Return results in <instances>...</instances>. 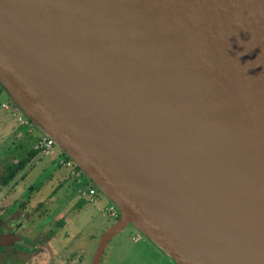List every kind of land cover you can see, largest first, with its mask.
Masks as SVG:
<instances>
[{
	"label": "water",
	"instance_id": "95a60500",
	"mask_svg": "<svg viewBox=\"0 0 264 264\" xmlns=\"http://www.w3.org/2000/svg\"><path fill=\"white\" fill-rule=\"evenodd\" d=\"M0 82L118 208L90 264H264V0H0Z\"/></svg>",
	"mask_w": 264,
	"mask_h": 264
},
{
	"label": "rangeland",
	"instance_id": "374dc122",
	"mask_svg": "<svg viewBox=\"0 0 264 264\" xmlns=\"http://www.w3.org/2000/svg\"><path fill=\"white\" fill-rule=\"evenodd\" d=\"M3 102L10 108L13 107V99L0 82V112L3 110L1 107ZM16 110L17 116L24 119L26 124H19L18 117L10 115V123L0 129V181L10 174V169L17 170L20 161L45 134L19 107ZM55 149L62 152L56 144ZM66 175L67 168L59 167L57 160L37 151L36 155L26 161L24 167L19 168L12 175L10 182L1 189L0 205L6 206L13 199L12 196L21 195L22 209L27 212L33 209L38 211L47 209L56 214L60 208H64L69 219L67 224L69 232L76 236L74 244L70 245V254L73 253L74 245H78L82 247L84 263L90 264L103 230L114 221L110 216L111 201L97 185L91 183L98 194L96 202L80 200L76 203L77 186L74 184L73 189L72 178L67 179ZM82 178H85L84 174ZM1 194L7 195L5 200ZM49 195H52V198L50 197L48 203L40 202ZM114 209L118 211L115 205ZM135 236H139V239ZM73 257L76 259L77 254ZM99 264L176 263L155 241L131 223L110 239Z\"/></svg>",
	"mask_w": 264,
	"mask_h": 264
},
{
	"label": "flooded vegetation",
	"instance_id": "af4514ba",
	"mask_svg": "<svg viewBox=\"0 0 264 264\" xmlns=\"http://www.w3.org/2000/svg\"><path fill=\"white\" fill-rule=\"evenodd\" d=\"M6 184L4 178L1 179L0 191ZM1 196L5 200L7 195ZM12 197L9 204L0 205V264H85L82 247L74 245L70 254V245L74 244L76 236L69 232L64 208L56 214L47 209L27 212L22 209L21 195ZM46 197L40 202L48 203L52 195ZM28 226L36 231L33 239L25 233ZM74 254H77L76 259Z\"/></svg>",
	"mask_w": 264,
	"mask_h": 264
},
{
	"label": "built area",
	"instance_id": "2783aa9c",
	"mask_svg": "<svg viewBox=\"0 0 264 264\" xmlns=\"http://www.w3.org/2000/svg\"><path fill=\"white\" fill-rule=\"evenodd\" d=\"M2 107L8 108L6 104H2ZM17 120L19 123H24V119L18 117ZM34 148L44 156H49L50 158L57 160V165L59 167L67 168L68 175L66 178L71 179L77 185V193L79 197H82L87 200V202L95 203L97 199V191L92 186L91 182L86 178H82V171L72 162L70 158L64 155L63 152H59L55 149L54 140L47 136L43 135L37 142L34 144ZM88 182V183H87ZM111 215H114V209L110 208Z\"/></svg>",
	"mask_w": 264,
	"mask_h": 264
},
{
	"label": "crops",
	"instance_id": "0c3cea01",
	"mask_svg": "<svg viewBox=\"0 0 264 264\" xmlns=\"http://www.w3.org/2000/svg\"><path fill=\"white\" fill-rule=\"evenodd\" d=\"M4 103V102H3ZM3 103H1V107H2V104ZM4 104H6L7 106H8V108H4V107H2V109L4 110H2L1 112H0V129L1 128H4L7 124H9L10 123V115L12 116V117H15V116H17V107L15 106V104L13 103V107L12 108H10V106L7 104V103H4ZM17 117H20V116H17ZM25 121V120H24ZM17 122H19L18 120H17ZM19 124H21V123H19ZM22 124H26V121L24 122V123H22ZM21 124V125H22ZM9 128H11V127H9ZM9 128H7V129H9ZM0 135H1V131H0ZM2 136H4V135H2ZM34 147V146H33ZM72 184V187L74 186L75 187V183H74V181L71 183ZM75 184V185H74ZM77 186V185H76ZM73 187V189H75ZM77 189H78V187H77ZM98 195V194H97ZM75 200H76V203H78L80 200L81 201H83L84 199H81V198H79V196H78V193H77V191H76V198H75ZM86 201V200H85ZM110 208H113L114 209V204L111 202V205H110ZM110 216L112 217V218H114V221L117 219V217L119 216V212L116 210V209H114V215H111V213H110ZM113 221V222H114ZM112 222V223H113ZM112 223L110 224V225H112ZM29 225H30V222H29ZM110 225H108L104 230H103V232L110 226ZM25 233H26V235H28V237L30 238V239H33L34 238V236H35V234H36V231H33V230H31V227L30 226H28L27 228H26V231H25ZM135 237H137V239H139V236H135ZM136 239V240H137ZM40 264H42V263H40Z\"/></svg>",
	"mask_w": 264,
	"mask_h": 264
},
{
	"label": "trees",
	"instance_id": "16d2710c",
	"mask_svg": "<svg viewBox=\"0 0 264 264\" xmlns=\"http://www.w3.org/2000/svg\"><path fill=\"white\" fill-rule=\"evenodd\" d=\"M37 153V150L35 148H32L28 153L27 155L20 161V164L18 165V168H23L24 167V163L28 160H30L31 158H33ZM65 155V153H63ZM10 174H8L7 176L4 177V180H5V183H8L11 178H12V175H14V173L17 171L16 168H13V169H10Z\"/></svg>",
	"mask_w": 264,
	"mask_h": 264
},
{
	"label": "bare ground",
	"instance_id": "6f19581e",
	"mask_svg": "<svg viewBox=\"0 0 264 264\" xmlns=\"http://www.w3.org/2000/svg\"><path fill=\"white\" fill-rule=\"evenodd\" d=\"M131 217V216H130Z\"/></svg>",
	"mask_w": 264,
	"mask_h": 264
}]
</instances>
